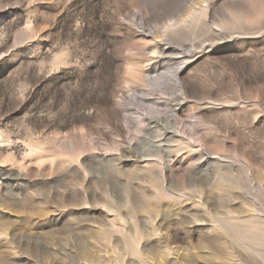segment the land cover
<instances>
[{
  "label": "rangeland",
  "instance_id": "374dc122",
  "mask_svg": "<svg viewBox=\"0 0 264 264\" xmlns=\"http://www.w3.org/2000/svg\"><path fill=\"white\" fill-rule=\"evenodd\" d=\"M0 264H264V0H0Z\"/></svg>",
  "mask_w": 264,
  "mask_h": 264
},
{
  "label": "bare ground",
  "instance_id": "6f19581e",
  "mask_svg": "<svg viewBox=\"0 0 264 264\" xmlns=\"http://www.w3.org/2000/svg\"><path fill=\"white\" fill-rule=\"evenodd\" d=\"M178 132H179V131H178L177 129H173V130H172V133H176V134H177ZM157 146L161 147V146H162V143H159Z\"/></svg>",
  "mask_w": 264,
  "mask_h": 264
}]
</instances>
